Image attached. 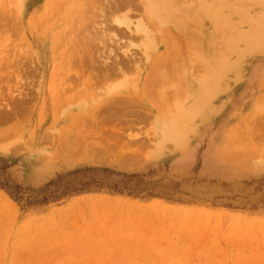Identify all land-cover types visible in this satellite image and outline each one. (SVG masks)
<instances>
[{
    "label": "rangeland",
    "instance_id": "obj_1",
    "mask_svg": "<svg viewBox=\"0 0 264 264\" xmlns=\"http://www.w3.org/2000/svg\"><path fill=\"white\" fill-rule=\"evenodd\" d=\"M143 1L0 0V264H264V0Z\"/></svg>",
    "mask_w": 264,
    "mask_h": 264
},
{
    "label": "bare ground",
    "instance_id": "obj_2",
    "mask_svg": "<svg viewBox=\"0 0 264 264\" xmlns=\"http://www.w3.org/2000/svg\"><path fill=\"white\" fill-rule=\"evenodd\" d=\"M142 1H143V0H142ZM155 1H156V0H155ZM159 1H160V0H159ZM144 2H147V3H148L149 0H147V1L144 0V1H143V4L145 5ZM160 2H162V1H160ZM160 2H159V3H160ZM141 3H142V2H141ZM157 3H158V2H157ZM159 3H158V4H159ZM162 3L164 4V1H163ZM149 4H151V5H149ZM149 4H148L147 6H148V7L151 6V7H152V10H154V8H153L154 6H152L151 0H150ZM154 4H155V6L157 5L156 2H154ZM154 4H153V5H154ZM144 7H145V6H144ZM151 7H149L148 9H150ZM175 9H176V8H175ZM145 10H147V8H145ZM148 11H149V10H147V12H146V11H145V12L148 13ZM156 11H157V12H156ZM156 11L154 10V12H153L152 14H156V15L159 16V15L165 13V12H163V10H159V11H158V8H157ZM151 12H152V11H151ZM151 12H150V17H151ZM156 15H155V16H156ZM147 16H148V17H146V18L149 19V15H147ZM155 16H153L152 21L157 20L156 18H155V20H153ZM164 16H165V15H164ZM150 19H151V18H150ZM150 19H149V20H150Z\"/></svg>",
    "mask_w": 264,
    "mask_h": 264
},
{
    "label": "trees",
    "instance_id": "obj_3",
    "mask_svg": "<svg viewBox=\"0 0 264 264\" xmlns=\"http://www.w3.org/2000/svg\"><path fill=\"white\" fill-rule=\"evenodd\" d=\"M1 187V186H0ZM2 189H9V188H11V187H1ZM18 193H15V201L16 202H19V201H21L22 200V197H20L19 195H17ZM11 195V194H10ZM25 203H29V199H26V201H25Z\"/></svg>",
    "mask_w": 264,
    "mask_h": 264
}]
</instances>
